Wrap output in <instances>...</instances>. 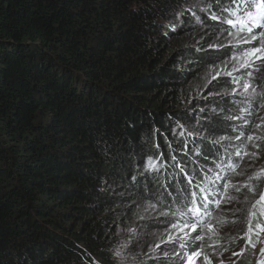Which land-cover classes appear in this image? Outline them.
I'll return each instance as SVG.
<instances>
[{"label": "trees", "instance_id": "1", "mask_svg": "<svg viewBox=\"0 0 264 264\" xmlns=\"http://www.w3.org/2000/svg\"><path fill=\"white\" fill-rule=\"evenodd\" d=\"M195 1L0 0V264H123V229L159 230L139 203L218 200L264 128V63L234 72L239 47H203L244 32L232 0Z\"/></svg>", "mask_w": 264, "mask_h": 264}, {"label": "rangeland", "instance_id": "2", "mask_svg": "<svg viewBox=\"0 0 264 264\" xmlns=\"http://www.w3.org/2000/svg\"><path fill=\"white\" fill-rule=\"evenodd\" d=\"M195 3L201 12H207L209 16L218 14V12L214 13V8L210 5L209 0H196ZM230 18H232L231 15H227V19ZM184 19V22H192V24L187 23L191 28H195V25L198 24L197 22H200L194 15L193 19L186 17ZM227 19L223 20L222 17H218V20H223L224 22ZM211 32H214V30L207 29L206 31L205 29L202 31L204 37L203 47L208 46L209 48L210 46L220 45L222 48H227L228 44L229 46L235 45L239 47L236 51L240 55L235 57V59L232 58L226 65L236 62V65H239L242 62L241 53L248 49L257 48L260 44L259 40L251 43H242V39L250 35L246 32L241 35L235 34V37L228 36L227 38L221 35L223 37L221 41H215ZM217 71L218 69H216L215 74ZM242 93L243 88H239L237 94ZM262 116L264 119V110ZM257 136L261 137V139L256 140L255 137ZM253 138V141H248L242 149H244V153L255 152L256 156L242 155L240 162L234 165L235 170L226 169L224 173H221L226 183L220 190V194H218L220 204L219 206L214 204L211 216H207L208 218L204 222V240L195 241L197 244L203 245L200 248L202 250L200 251L201 257L198 259L193 256L188 261V264H207V262L203 261V256H207L211 264H238L243 258H247V263L242 261V264H258V261H264V255L260 254V250L264 248V215L261 214L264 213V200H261L259 204L256 203L260 199V195L264 193V178L249 180V177L264 169V128L256 131ZM254 144H259V148L254 147ZM222 166L225 167V165ZM245 184H249L253 190L250 191L249 188L244 187ZM233 186L240 188V191H236ZM230 197L233 199L228 202ZM147 205L144 203L138 204V209L142 212H140V216L147 211L152 216L156 215L154 219L158 221H154L158 227L155 229L159 230L152 231L149 228L147 229L148 224L146 223L136 225L135 228H129V230L123 229L119 243L116 246V251L123 264H182V256L196 251L190 250L188 247L181 248L180 245L186 241V238H191L195 233L185 236L183 232L173 230L171 224L180 223L183 226L185 220L190 223L192 218L172 215L165 217L159 215V213L172 212L174 210L158 204H156L158 206H156L155 210H146ZM172 206L174 205L172 204ZM182 208L178 207V209ZM208 224L213 226L211 230L208 229ZM152 227L154 228V225ZM152 236L154 238H150ZM252 245H255V247ZM165 253L168 255H165ZM233 253H238L239 255L234 256Z\"/></svg>", "mask_w": 264, "mask_h": 264}, {"label": "snow or ice", "instance_id": "3", "mask_svg": "<svg viewBox=\"0 0 264 264\" xmlns=\"http://www.w3.org/2000/svg\"><path fill=\"white\" fill-rule=\"evenodd\" d=\"M234 10L230 13L231 17L230 19H227L225 22L229 25H232L233 27H236L238 31L246 32L250 34L247 38L242 39V43H251L252 41L259 40L260 44L257 48H252L245 50L241 53L242 62L240 63L239 67H233L234 72L240 71L241 68L245 69L246 71L250 68L255 67L256 61H260L261 63H264V0H232ZM217 17H213V19H216ZM255 29H260V31L254 33ZM213 47V46H210ZM235 59V57L233 58ZM228 76H232V72L225 73ZM251 74L250 72L248 73ZM217 76L220 75V72L217 71ZM213 79H216L214 76ZM211 81H209L210 83ZM246 89L248 87H251V85H245ZM238 118V117H234ZM257 127H260V125H257ZM183 135V133H181ZM220 139H224V137H221ZM239 139V137H237ZM249 141H253V136L249 135L247 137ZM256 140L261 139V137L257 136L255 137ZM216 143H219V141H216ZM256 148H259V144L253 145ZM244 155H250L252 157L256 156V153H244ZM237 157H241V153L239 151L236 152ZM175 159V157H173ZM163 167V165H160L158 161H154L151 158L148 159L146 164V170L149 171H159L160 168ZM228 167L232 170H235V166L232 164H229ZM181 172H183V169L181 168ZM261 178H264V169L259 170L257 173H255L253 176L249 177V180H260ZM218 179H223L222 177H218ZM193 178L188 177L187 183L189 187L192 186ZM235 187V186H233ZM244 187L249 188L250 191L253 189L249 184H245ZM197 191L200 193V196L197 197V191H192L189 193L188 202L183 205L182 209H176L172 212H160L159 215L168 217L169 215L172 216H180V217H191L192 220L189 223L187 220L183 223V226H181L180 223H172L171 228L173 230H179L180 232H183L185 236L189 235L190 233H195L194 236L191 237V242L195 241H203V231H204V222L202 221L201 217L203 216H211V213L207 209L208 204H216L219 206L220 201L219 200H210L209 195L216 196L217 192L211 191L207 186L200 187L199 185L196 186ZM236 191H240V188L235 187ZM233 198H229L228 202H231ZM199 200V203H198ZM261 200H264V193L260 195V199L256 201L257 204L260 203ZM147 209H156V205L149 203L147 205ZM264 215V213H261ZM171 223V221H169ZM199 226V228H198ZM208 229L211 230L213 226L211 224L207 225ZM187 229V231H185ZM251 230V229H250ZM243 238V237H242ZM211 239V237H209ZM211 246V245H210ZM255 247V245H252ZM181 248L187 247L186 244H181ZM197 251L194 253H188L186 256H182V264H188V261L192 259L193 256L196 258L201 257L200 248L203 247L202 244H197ZM243 251V250H242ZM260 254L264 255V248L260 250ZM165 255H168L165 253ZM179 255V254H177ZM233 255H239L238 253H233ZM203 261L207 262V264H211V262L208 260L207 256H203ZM258 264H264V261H258Z\"/></svg>", "mask_w": 264, "mask_h": 264}, {"label": "bare ground", "instance_id": "4", "mask_svg": "<svg viewBox=\"0 0 264 264\" xmlns=\"http://www.w3.org/2000/svg\"><path fill=\"white\" fill-rule=\"evenodd\" d=\"M231 7H232V9H234V6H233V5H232ZM230 9H231V8H230Z\"/></svg>", "mask_w": 264, "mask_h": 264}]
</instances>
